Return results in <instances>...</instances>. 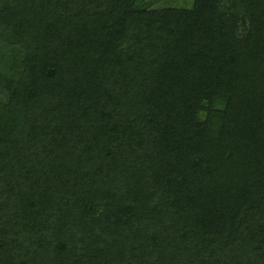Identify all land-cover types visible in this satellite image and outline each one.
I'll return each mask as SVG.
<instances>
[{
	"label": "trees",
	"instance_id": "1",
	"mask_svg": "<svg viewBox=\"0 0 264 264\" xmlns=\"http://www.w3.org/2000/svg\"><path fill=\"white\" fill-rule=\"evenodd\" d=\"M0 264H264V0H0Z\"/></svg>",
	"mask_w": 264,
	"mask_h": 264
},
{
	"label": "rangeland",
	"instance_id": "2",
	"mask_svg": "<svg viewBox=\"0 0 264 264\" xmlns=\"http://www.w3.org/2000/svg\"><path fill=\"white\" fill-rule=\"evenodd\" d=\"M157 3H159L160 2V0H155Z\"/></svg>",
	"mask_w": 264,
	"mask_h": 264
}]
</instances>
